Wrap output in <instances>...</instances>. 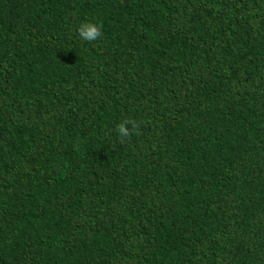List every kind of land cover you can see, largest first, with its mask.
I'll list each match as a JSON object with an SVG mask.
<instances>
[{
    "label": "trees",
    "instance_id": "obj_1",
    "mask_svg": "<svg viewBox=\"0 0 264 264\" xmlns=\"http://www.w3.org/2000/svg\"><path fill=\"white\" fill-rule=\"evenodd\" d=\"M0 264H264V0H0Z\"/></svg>",
    "mask_w": 264,
    "mask_h": 264
},
{
    "label": "clouds",
    "instance_id": "obj_2",
    "mask_svg": "<svg viewBox=\"0 0 264 264\" xmlns=\"http://www.w3.org/2000/svg\"><path fill=\"white\" fill-rule=\"evenodd\" d=\"M77 34L82 42H92L97 40L101 36L99 26L93 23H82L77 29ZM131 125V128H129ZM137 124L131 120H123L118 126L116 131L119 134L121 140L129 137L130 132L135 131Z\"/></svg>",
    "mask_w": 264,
    "mask_h": 264
}]
</instances>
